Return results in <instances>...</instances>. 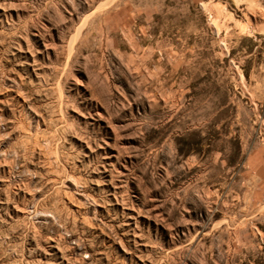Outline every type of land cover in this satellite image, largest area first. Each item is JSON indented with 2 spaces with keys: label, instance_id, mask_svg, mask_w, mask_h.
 I'll return each instance as SVG.
<instances>
[{
  "label": "rangeland",
  "instance_id": "obj_1",
  "mask_svg": "<svg viewBox=\"0 0 264 264\" xmlns=\"http://www.w3.org/2000/svg\"><path fill=\"white\" fill-rule=\"evenodd\" d=\"M0 264H264V0H0Z\"/></svg>",
  "mask_w": 264,
  "mask_h": 264
},
{
  "label": "bare ground",
  "instance_id": "obj_2",
  "mask_svg": "<svg viewBox=\"0 0 264 264\" xmlns=\"http://www.w3.org/2000/svg\"><path fill=\"white\" fill-rule=\"evenodd\" d=\"M258 15H259V19H262V14L261 13H258Z\"/></svg>",
  "mask_w": 264,
  "mask_h": 264
}]
</instances>
